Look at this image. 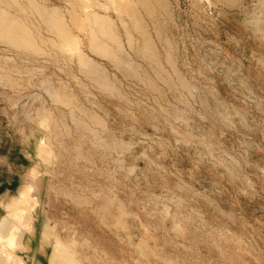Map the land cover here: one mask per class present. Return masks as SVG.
Masks as SVG:
<instances>
[{"label":"rangeland","instance_id":"rangeland-1","mask_svg":"<svg viewBox=\"0 0 264 264\" xmlns=\"http://www.w3.org/2000/svg\"><path fill=\"white\" fill-rule=\"evenodd\" d=\"M74 1L0 0L42 48L0 37V201L33 183L49 247L32 263L264 264V0ZM51 6L86 59L42 42ZM40 136L48 183L16 167Z\"/></svg>","mask_w":264,"mask_h":264},{"label":"bare ground","instance_id":"bare-ground-1","mask_svg":"<svg viewBox=\"0 0 264 264\" xmlns=\"http://www.w3.org/2000/svg\"><path fill=\"white\" fill-rule=\"evenodd\" d=\"M83 1L85 2L84 3L86 5L85 7H89V6L91 7V3L95 0H83ZM110 1H111V3L112 2H114V3L118 2L119 4L121 3L123 6L127 0H110ZM147 1H148V5H149L151 0H141L140 2L144 3L142 5L145 6V2L147 3ZM157 2H159V0H157ZM209 2H211V1L209 0ZM216 2H217V0H216ZM211 3H214V2L212 1ZM127 4H126V7H127ZM151 4H152V2H151ZM20 5L24 6V3L21 2ZM94 5L96 6V4H94ZM214 5H216V4L214 3ZM149 6H151V5H149ZM18 8L20 9V7H18ZM133 8L128 7L127 10L129 12H133L135 10ZM89 10H92V8L91 9L89 8ZM83 11L87 15H91V19L93 20L92 22H95L96 24L100 23L102 26H107L108 29L113 28L112 27L113 21L109 18V16H107L105 14H100L99 12H97L95 10L92 11L91 13L89 11H87L86 9H83ZM73 13H75L73 16V19L76 23L75 25L80 29L86 30V32L84 31L83 35H85V38L87 39L89 46L93 47L96 44V46L100 49V51L102 53L110 52L112 50V47H111V50H109L107 48L109 46V44L107 46L105 44L100 43L99 39L96 38L97 35L93 34V30H91L92 28L90 29V33H89L88 29L90 27L88 26V28H87V25H86L87 23H86V21H84V18L83 17L79 18L77 11L72 12L71 15H73ZM39 16H40L41 23L43 24V26L46 27V30L49 32L53 31L56 35H58L57 40H54L52 38L47 39L46 37L42 36V38H43V39H41L42 42L46 43V41H48L49 43L52 44V41H53L55 44H52L51 46L52 47L55 46L54 51L56 50V48L58 46L64 47V48H61L63 50L65 49V47H66V49H68V48L70 49V46H71L72 50L74 48V53L77 52L79 54L80 58L86 59L85 53H83L81 50H79V44H81L84 40L82 38H80V35L75 34V32H74V30H72L73 28H71V26L67 25L65 19L63 17H61V14L59 13L58 7L51 6V10L49 13H48V11H42L39 13ZM139 18H141V17H139ZM140 22L142 23V21H140ZM135 23H137V22H135ZM75 25H74V27H76ZM33 27H34V24H33ZM35 30H36L35 27H34V29L30 28V26L27 23H25L21 17L16 16V15L9 16L7 14L0 12V37L5 35L8 38V41L10 43L18 45V47L20 46V48H30L34 51L41 53L42 48L37 45L38 39H35V37H36L35 36ZM94 30H95V28H94ZM138 31H140V30H138ZM141 31L143 32V30H141ZM36 32H38L40 34L42 31L37 29ZM81 32H83V30ZM97 32H98V30H97ZM118 33H120V32H118ZM127 33H129V32H127ZM108 35L111 36L110 34H108ZM112 35L114 36V40L116 41L117 34L113 33ZM142 36H144V34ZM38 37H39V35H38ZM146 39H148V38H146ZM117 42L119 43V41H117ZM117 42H115V43H117ZM107 43L108 42L106 41V44ZM112 43H113V41H112ZM114 46H115V44H114ZM145 46L151 47L152 46L151 42L149 40H146ZM61 49H60V51L59 50L58 51L60 52V54H61L60 56L62 57L64 55V52L61 53ZM66 49H65V51H66ZM58 51H57V53H58ZM53 53H55V52H53ZM69 53H70V51H69ZM153 54H154V52H153ZM50 56H53V55L50 53ZM65 56H66V54H65ZM72 56H73V54H72ZM54 59L53 60L56 61V60H58V57L57 58L54 57ZM116 61H117V58L114 56H111V62L115 63ZM92 64H94L96 66L99 65V63H97L96 61H94V63H92ZM56 100L59 101V100H61V98L59 97ZM27 105H28V103H26L24 106H22L23 111H26ZM51 148H53V147H50V146H48L47 143H45L43 136H40L36 140L35 144L32 141H29L28 142V150H29L30 157L33 158V160L31 159L32 161H29L30 162L29 164H27V165L25 164L23 166L16 164V167L21 166L20 168L22 169V171L25 172L26 176L27 175L29 176L27 178L31 177V179L33 178L36 181H38L39 183H42V181L48 183L50 181V179L52 178V176H51V172H49L48 170L45 169V166H47V167L50 166L52 157H54V151H52ZM34 160L41 161L43 166L42 167L40 165L37 166ZM28 167H32V168H28ZM19 187L20 188L18 189V191L16 192V194L14 196L9 198L8 200L4 199V200L0 201V204L3 206V208L5 210V212L2 211L4 213V215L2 217L0 216L1 217L0 218V264H33L31 261V255H32V253H37L38 246L45 245L47 247V249L49 247V243L46 242V240L43 236V233H42V229H43V225H44V213L40 207L38 199L35 198L32 194V191H34L35 187H34L33 183L23 184L22 186H19Z\"/></svg>","mask_w":264,"mask_h":264},{"label":"crops","instance_id":"crops-1","mask_svg":"<svg viewBox=\"0 0 264 264\" xmlns=\"http://www.w3.org/2000/svg\"><path fill=\"white\" fill-rule=\"evenodd\" d=\"M42 253H41V251H40V255H41Z\"/></svg>","mask_w":264,"mask_h":264}]
</instances>
